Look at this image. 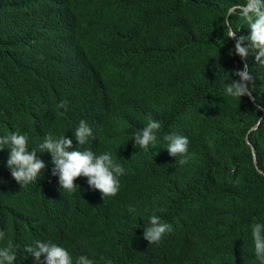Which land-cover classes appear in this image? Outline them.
Instances as JSON below:
<instances>
[{
  "label": "trees",
  "instance_id": "obj_1",
  "mask_svg": "<svg viewBox=\"0 0 264 264\" xmlns=\"http://www.w3.org/2000/svg\"><path fill=\"white\" fill-rule=\"evenodd\" d=\"M244 3L0 0V135L27 134L30 148L65 135L125 168L119 191L103 198L83 176L62 190L49 153L21 185L0 150V247H13L15 264H33L24 247L34 237L95 264H258L250 226L264 220V66L251 51L230 54L235 40L224 36L227 24L249 34ZM244 64L254 98L239 101L224 85ZM149 118L163 126L144 149L132 134ZM81 119L95 137L86 145L74 136ZM169 133L189 138L183 165L165 149ZM153 214L172 229L149 244Z\"/></svg>",
  "mask_w": 264,
  "mask_h": 264
},
{
  "label": "clouds",
  "instance_id": "obj_2",
  "mask_svg": "<svg viewBox=\"0 0 264 264\" xmlns=\"http://www.w3.org/2000/svg\"><path fill=\"white\" fill-rule=\"evenodd\" d=\"M239 16L250 32L247 36L237 35L231 24L224 26V36L234 39L235 45L230 54L239 55L246 59L251 52L255 54L258 66H264V0H245L241 6ZM237 80L229 77L224 85L225 94L241 100L242 97L252 98V84L255 78L250 74L248 65L233 73ZM58 108H66L61 102ZM162 122L149 118L145 127L132 134L134 145L148 149L155 146ZM255 127V126H254ZM74 136L78 145L88 144L94 139V132L87 121L81 119L75 129ZM167 142L169 155L177 159L179 164L187 162L189 151V138L181 134L169 133L164 137ZM8 149L7 168L12 178L21 185L31 183L46 169V163L40 158L43 153L51 155L53 165L52 175L58 176L62 190L75 191L79 186L74 183L78 177H87V184L93 190H99L103 198L114 196L120 189V177L125 174L124 166L118 162L110 151L96 153L91 148L80 150L73 148V140L65 135L55 137L51 134L44 136L36 147H29V137L19 131L0 135V150ZM135 212L134 208H129ZM143 237L150 243L159 242L172 226L164 222L158 215L149 217L148 223L143 227ZM250 236L254 247V254L258 264H264V220H258L250 226ZM6 236L0 230V240ZM34 242L24 247V252L33 261V264H95L87 255L73 257L72 253L63 245L53 242L46 237H34ZM16 252L13 247H0V264H15ZM18 264V263H17ZM107 264H112L111 260Z\"/></svg>",
  "mask_w": 264,
  "mask_h": 264
},
{
  "label": "water",
  "instance_id": "obj_3",
  "mask_svg": "<svg viewBox=\"0 0 264 264\" xmlns=\"http://www.w3.org/2000/svg\"><path fill=\"white\" fill-rule=\"evenodd\" d=\"M232 9H230V11H231ZM253 98H254V96H252V98H250L251 100H253ZM256 154V153H255ZM255 154H253V161H254V164L256 165V163H257V160H256V155Z\"/></svg>",
  "mask_w": 264,
  "mask_h": 264
}]
</instances>
